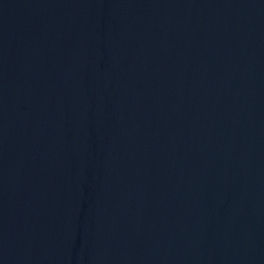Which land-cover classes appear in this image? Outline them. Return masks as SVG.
<instances>
[{
    "label": "water",
    "instance_id": "water-1",
    "mask_svg": "<svg viewBox=\"0 0 264 264\" xmlns=\"http://www.w3.org/2000/svg\"><path fill=\"white\" fill-rule=\"evenodd\" d=\"M0 264H264V0H0Z\"/></svg>",
    "mask_w": 264,
    "mask_h": 264
}]
</instances>
